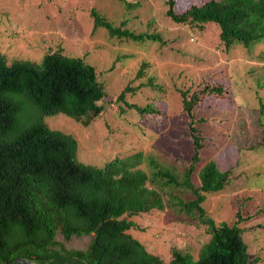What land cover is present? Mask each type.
<instances>
[{
	"label": "trees",
	"instance_id": "16d2710c",
	"mask_svg": "<svg viewBox=\"0 0 264 264\" xmlns=\"http://www.w3.org/2000/svg\"><path fill=\"white\" fill-rule=\"evenodd\" d=\"M176 2L163 0L164 16L195 34L208 24L216 25L230 59L264 45V0H199V5L191 4L182 12H176ZM90 15L93 30L103 28L111 39L163 42L157 33L130 31L125 19L115 25L95 9ZM246 55L238 60L247 61ZM148 66L141 64L114 102L142 118L159 111L127 97H135L139 88L164 91L148 74ZM136 81L141 83L132 86ZM258 83L264 85V80ZM199 86L198 90H178L193 145L190 165L182 173L141 151L92 166L78 160L77 140L50 129L44 118L58 114L79 122L86 118L83 125L88 126L101 117L105 108L99 103L112 99L95 67L82 58L64 56L59 49L48 51L40 64L8 59L0 52V264L19 259L44 264L57 257L76 258L84 264H96L99 257L98 264L257 263L250 259L243 241L239 227L243 217L238 213L233 224L216 225L201 205L208 195L224 190L230 171L220 172L210 160L198 173L199 185L191 180L203 149L194 108L206 95H223L221 86ZM259 102L264 111V102ZM260 129L262 139L256 150L264 148V124ZM169 211L205 226L209 240L199 251V259L176 248L165 263L131 235L144 229L137 224L138 218ZM58 236L66 243L81 236H91V241L85 249H67L56 240Z\"/></svg>",
	"mask_w": 264,
	"mask_h": 264
},
{
	"label": "rangeland",
	"instance_id": "374dc122",
	"mask_svg": "<svg viewBox=\"0 0 264 264\" xmlns=\"http://www.w3.org/2000/svg\"><path fill=\"white\" fill-rule=\"evenodd\" d=\"M176 4V12H182L191 4L199 5V0H177ZM91 9L115 25L125 19L126 28L135 34L157 33L164 43L111 39L103 28L93 30ZM164 14L163 0H0V52L8 59L40 64L48 51L59 49L64 56L82 58L95 67L112 99L99 103L105 108L103 115L88 126L83 125L86 118L80 122L63 114L44 118L50 129L72 135L78 142V160L92 166L141 151L182 173L190 165L193 145L178 90H198L200 84L221 86L222 96L206 95L194 108L203 149L191 180L199 185L198 173L210 160L220 172L230 171L224 190L208 195L201 205L216 225L233 224L239 213L250 259L264 264V148L256 150L264 124L259 102H264V85L258 83L264 80V45L248 55L242 53L247 61L238 60L239 55L230 59L216 25L208 24L195 34ZM144 62L164 91L139 88L135 97H127L159 111L142 118L114 102ZM252 145L257 146L251 149ZM151 216L138 218L137 224L144 229L131 231L134 238L150 246L165 263L176 248L199 259L209 240L205 226L178 212ZM56 240L67 249H85L91 236L74 237L67 243L61 236Z\"/></svg>",
	"mask_w": 264,
	"mask_h": 264
},
{
	"label": "water",
	"instance_id": "95a60500",
	"mask_svg": "<svg viewBox=\"0 0 264 264\" xmlns=\"http://www.w3.org/2000/svg\"><path fill=\"white\" fill-rule=\"evenodd\" d=\"M99 261H100V257L96 262V264H98ZM14 264H34V263L29 260L19 259ZM44 264H84V263L83 261L72 257H57Z\"/></svg>",
	"mask_w": 264,
	"mask_h": 264
}]
</instances>
